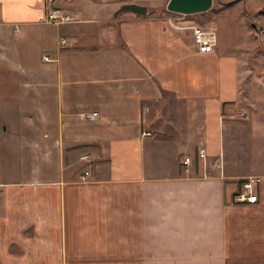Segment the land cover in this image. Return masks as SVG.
Listing matches in <instances>:
<instances>
[{
	"label": "crops",
	"instance_id": "crops-1",
	"mask_svg": "<svg viewBox=\"0 0 264 264\" xmlns=\"http://www.w3.org/2000/svg\"><path fill=\"white\" fill-rule=\"evenodd\" d=\"M168 1L0 0V264H264V189L234 201L264 174L228 159L250 84L264 105V32L235 4L186 15ZM50 7L72 20L44 22ZM193 24L215 30L213 52ZM28 148L45 171L7 167Z\"/></svg>",
	"mask_w": 264,
	"mask_h": 264
},
{
	"label": "rangeland",
	"instance_id": "rangeland-1",
	"mask_svg": "<svg viewBox=\"0 0 264 264\" xmlns=\"http://www.w3.org/2000/svg\"><path fill=\"white\" fill-rule=\"evenodd\" d=\"M166 0H150L151 3L161 4ZM234 8H230V11H242L244 15L249 19L248 27L254 32H264V0H214V7L220 8L223 6L233 5ZM257 17V19H256ZM253 23L256 24V28L253 27ZM264 47V46H263ZM264 61V59L262 60ZM262 63V62H261ZM264 68V62L262 64ZM258 86L264 87V75L262 78H258ZM251 88L247 89V106L244 110L236 112L234 117V130L233 139L234 146H237L234 152H231L228 159L230 162V170L241 171L244 168L246 172L253 174H264V152L255 155L253 149V135L254 130L258 129V133L264 135V105H259L254 102V87L250 84ZM256 87V88H257ZM259 91V87H258ZM249 93V95H248ZM256 115L258 117H256ZM255 117L257 119H255ZM12 133L9 134L11 136ZM264 138V137H263ZM10 140V139H9ZM262 150H264V139L262 140ZM233 142V141H232ZM260 145V146H261ZM259 147V146H258ZM234 148V147H233ZM233 151V150H232ZM13 164L10 161L7 162V167L13 166L19 168L22 172L27 171H42L47 168L44 151L39 148L36 151L33 149H27L18 158L15 157ZM4 169H2L3 171ZM263 189V184L261 186Z\"/></svg>",
	"mask_w": 264,
	"mask_h": 264
},
{
	"label": "built area",
	"instance_id": "built-area-1",
	"mask_svg": "<svg viewBox=\"0 0 264 264\" xmlns=\"http://www.w3.org/2000/svg\"><path fill=\"white\" fill-rule=\"evenodd\" d=\"M55 0H47V4L51 5L54 3ZM72 17L69 13L65 10L57 7H50L47 11L46 17L44 22L46 23H54V24H61L70 22ZM194 36V44L197 47V51L201 53H209L215 50V45L217 43V34L214 29H205L201 25L193 24L189 27ZM61 47L65 48L69 45V41L67 38L61 39ZM48 59L47 57H45ZM83 119L94 120L99 117V112H85L80 115ZM197 157L199 159L204 160L205 162L208 161V155L205 148H200ZM83 160L88 159V155H84L82 157ZM194 156H185L182 160V165L188 171L190 166L195 163ZM210 166L214 169H223V163L220 159H214L210 162ZM88 174V172H87ZM263 184L262 178L258 176H253L245 180L237 189L234 194V201L236 203H258L260 199V193L263 192L261 186Z\"/></svg>",
	"mask_w": 264,
	"mask_h": 264
},
{
	"label": "water",
	"instance_id": "water-1",
	"mask_svg": "<svg viewBox=\"0 0 264 264\" xmlns=\"http://www.w3.org/2000/svg\"><path fill=\"white\" fill-rule=\"evenodd\" d=\"M214 5V0H169L167 9L179 14H196L209 11ZM132 11L137 14H146L147 7L138 4H125L117 12Z\"/></svg>",
	"mask_w": 264,
	"mask_h": 264
}]
</instances>
